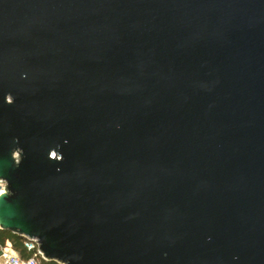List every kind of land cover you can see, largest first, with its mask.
Returning <instances> with one entry per match:
<instances>
[{
    "label": "water",
    "instance_id": "water-1",
    "mask_svg": "<svg viewBox=\"0 0 264 264\" xmlns=\"http://www.w3.org/2000/svg\"><path fill=\"white\" fill-rule=\"evenodd\" d=\"M0 229L57 264H264V0H0Z\"/></svg>",
    "mask_w": 264,
    "mask_h": 264
},
{
    "label": "built area",
    "instance_id": "built-area-1",
    "mask_svg": "<svg viewBox=\"0 0 264 264\" xmlns=\"http://www.w3.org/2000/svg\"><path fill=\"white\" fill-rule=\"evenodd\" d=\"M5 188V182L0 180V192H3ZM25 248L33 252V256L29 259H21L14 252L10 245L6 243L4 247L0 248V264H43L41 253L38 249V243L36 240H28L24 244Z\"/></svg>",
    "mask_w": 264,
    "mask_h": 264
},
{
    "label": "trees",
    "instance_id": "trees-1",
    "mask_svg": "<svg viewBox=\"0 0 264 264\" xmlns=\"http://www.w3.org/2000/svg\"><path fill=\"white\" fill-rule=\"evenodd\" d=\"M26 239L18 236L16 234L11 233L7 230L0 229V247H4L6 243H8L11 249L16 252V254L21 259H29L33 256L34 251L27 250L24 246ZM43 264H57L55 262H45L40 260Z\"/></svg>",
    "mask_w": 264,
    "mask_h": 264
},
{
    "label": "bare ground",
    "instance_id": "bare-ground-1",
    "mask_svg": "<svg viewBox=\"0 0 264 264\" xmlns=\"http://www.w3.org/2000/svg\"><path fill=\"white\" fill-rule=\"evenodd\" d=\"M1 193V192H0Z\"/></svg>",
    "mask_w": 264,
    "mask_h": 264
},
{
    "label": "crops",
    "instance_id": "crops-1",
    "mask_svg": "<svg viewBox=\"0 0 264 264\" xmlns=\"http://www.w3.org/2000/svg\"><path fill=\"white\" fill-rule=\"evenodd\" d=\"M1 248V247H0Z\"/></svg>",
    "mask_w": 264,
    "mask_h": 264
}]
</instances>
